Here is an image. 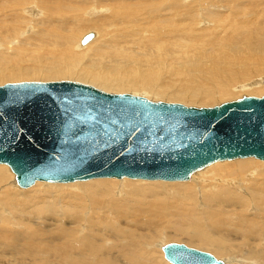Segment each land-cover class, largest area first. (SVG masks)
<instances>
[{"label":"bare ground","instance_id":"bare-ground-1","mask_svg":"<svg viewBox=\"0 0 264 264\" xmlns=\"http://www.w3.org/2000/svg\"><path fill=\"white\" fill-rule=\"evenodd\" d=\"M88 30L94 31H91L93 36L80 44V38ZM62 78L75 79L70 81L84 82L104 92H137L136 95L151 100L195 106L212 105L237 92L260 96L264 93L261 84L264 79V0H0V85L12 83L7 81L49 82ZM252 159L212 162L204 166L203 171H194L190 180L184 182L92 177L82 179L86 181H68L70 183L35 180L27 188L16 185L13 173L6 164L0 163V211L8 212L19 206L16 211L26 215L24 219L27 220L26 223L19 220L22 230L0 231V246L7 243L30 252L26 256L30 259L19 261V264H33L34 260L42 258L38 254L45 255L53 264L56 257L65 261L67 250L52 245L51 241L70 238L77 228H72L62 216L55 219L58 223L51 224L52 217L43 214L44 208L39 204L53 200L64 206L78 200L80 203L71 208L73 217L68 219L76 222L78 211L87 209L91 199L94 215H100L102 220L108 216L126 219L120 216V208L129 206L125 213L127 222H131L130 234L137 236V242L130 241V237L128 242L141 249L147 259H152L156 250L150 240L157 239L159 228L150 220H135L134 216L155 218L150 212L154 201L136 202V207L130 206L128 201L121 203L116 197H157L165 207H169L173 199V210H177L176 203L186 196V205L197 204L188 197L192 191L200 198L199 207L205 206L200 212L208 216L209 228L229 236L217 240L218 236L217 241L211 238L207 242L204 236L199 243H207L219 251H229L238 245L244 263L264 264V245L261 246L264 235L248 228L258 220L245 217L235 207L240 197L231 190L238 187L250 196L260 190L253 202L261 207L264 217V161ZM93 180L97 183L91 184ZM137 184L142 185L136 187ZM188 184L190 191L185 187ZM157 186L163 191H157ZM41 187L45 193L42 198L37 195ZM30 205L38 206L35 212L29 209ZM227 206L237 209L231 215L246 221L247 230L242 231L233 220L228 223L230 228L227 227L224 223ZM48 207L53 208L51 202ZM168 212L165 210L166 214ZM87 220L88 223L96 221L95 216ZM80 221L81 218L78 225ZM223 223L226 230L222 229ZM95 228L89 224L86 232L81 229V239L87 249L93 247L96 237L91 235V230ZM247 231L245 245L250 250L230 241V238L238 240ZM203 235L207 237L208 234ZM116 238L109 242L105 239V244L118 242L121 236ZM159 244L156 246L161 259ZM91 253L98 256L97 264L105 263L104 254ZM89 254L86 255L90 261ZM159 259L152 264H159ZM218 259L223 264L235 263L230 257ZM110 262L114 264L116 259Z\"/></svg>","mask_w":264,"mask_h":264},{"label":"water","instance_id":"water-1","mask_svg":"<svg viewBox=\"0 0 264 264\" xmlns=\"http://www.w3.org/2000/svg\"><path fill=\"white\" fill-rule=\"evenodd\" d=\"M244 157L264 160V93L196 107L70 80L0 85V163L19 187L92 177L186 180L212 162ZM160 249L170 264H223L183 243Z\"/></svg>","mask_w":264,"mask_h":264},{"label":"rangeland","instance_id":"rangeland-1","mask_svg":"<svg viewBox=\"0 0 264 264\" xmlns=\"http://www.w3.org/2000/svg\"><path fill=\"white\" fill-rule=\"evenodd\" d=\"M34 2H37V0H34ZM88 31L94 32L93 30H88ZM62 79L65 80L67 78H62ZM62 79H54V80H62ZM67 80H75V79H67ZM19 81H27V80H19ZM19 81H16V82H19ZM77 81H80V80H77ZM7 82H13V81H7ZM7 82L5 81V83H7ZM2 84H4V83H2ZM261 84H262V82H261ZM111 93H113V92H111ZM127 93H129V92H127ZM130 93L135 94L137 92H134V93L130 92ZM241 95H250V94H248L247 92H237L236 95L232 96L231 98L221 99V101L232 100V99L238 98ZM253 96H256V95H253ZM221 101L217 100L216 103H214V104H217ZM167 102H169V101H167ZM171 102H175V101H171ZM179 103H181V102H179ZM182 104H184V103H182ZM184 105H193V104H184ZM198 106H205V105H198ZM206 106H210V105H206ZM196 107H197V105H196ZM245 158H249V157H245ZM251 158H253V157H251ZM253 159H256V158H253ZM262 161H264V160H262ZM7 168H8V166H7ZM204 168L205 167L201 168L200 171H203ZM8 170H9V168H8ZM192 174H194V172ZM190 177L186 180H183L182 182L190 180ZM106 178H111V177H106ZM93 179H95V178H93ZM115 179H119V178H115ZM132 180H134V179H132ZM137 180H143V179H137ZM81 181H86V180H81ZM144 181H149V180H144ZM150 181H158V180H150ZM45 182H48V181H45ZM175 182H181V181H175ZM51 183H62V182H51ZM67 183H70V182H67ZM90 183L96 184L97 181L93 180ZM139 185H142V184H137L136 187H138ZM185 187L187 189H189V191H190V184L186 185ZM23 188H25V187H23ZM156 189H157V191H163V188L161 189L160 187H158ZM251 189H249V190H251ZM43 190H44L43 187L38 189V192H37L38 197L42 198V196L45 194L43 192ZM231 190L235 191L236 192L235 195L240 197L239 198L240 200H238L236 202L235 207L236 208L238 207V209L243 213V215L245 217L254 218L255 220H258V222L254 223L251 227H248V224L246 223V221H244L241 218H237L234 215H231V213H233L237 209L236 208L232 209L233 207L227 206V208H226L227 212L224 215V223H227V227L230 228V225L228 223L231 220H233L234 223L237 224L241 228L242 231L247 230V227H248L249 230L251 229L254 233H261L262 235H264V217H263L262 213L260 212L261 207L258 205V203H256V201H255V203L253 202V200L256 199L255 195L261 191L258 190L257 192L256 191L252 192V194L250 196L249 192H247V191L241 192L238 187H232ZM167 191H168V188H167V190L165 189L164 192L167 193ZM161 193H163V192H161ZM34 194L35 193L32 192V195H34ZM189 196L197 204L195 206L190 205L191 203H189V205L188 204L186 205L185 204V199L187 198V196H186V197H184L183 201H179L176 203L177 210H173V207H172L173 206V199L170 200L169 207H165L163 205V203H161L159 201V198H157V197H148V196L143 197L142 195H134V196H129V197L128 196L116 197L117 201H120L121 203H125L128 201V202H130V206H136V207L140 203H147V200L154 201V203H152L150 205V212L155 214V216H156L155 218L150 217V215H148L146 217V219H143L137 215L134 216L135 220H142V221L150 220L152 222L153 226L159 228V234L157 235V239L150 240V243H152V242L154 243V249L156 250V252L153 253V256L156 255V256L152 257L153 260L147 259V257L142 254L141 249L136 248L134 245H130L128 242V239H129L128 237H130V241L135 240V242H137V236H131V234H130L131 222H127L128 218H127V215L125 213V210H129V206L123 208V205H122L120 208V213H119L120 216H123V217L126 216V219L116 217V216H108V217H105L104 220H102L100 218V215H94V210H92V208H93L92 207V201L90 199L89 207L87 209L84 208V210H79L78 211L79 218L76 219V222H71L70 220H68V219H71L73 217L74 211H72L71 208L73 207V205L75 203H80V202H78V200H72L71 202H68L64 206L56 204V202H54L53 200H48L46 202H42L39 205L44 208L43 214H46L49 217H52L49 221L51 224L58 223L55 219L62 216V217H64V219L68 223L71 224L72 228H77L73 231V234L71 235L70 238H64V239H59V240L56 239V240L51 241L52 245H54V246L60 245L61 249L67 250V254L64 256V257H66L65 261H60L58 257H56L55 260H53V261L55 264H97V261H100V260H99L98 256H96L95 254H93L91 252H100L101 254H104V259H103V261H105L104 264H112L110 262V259H112V258L116 259V262L114 264H152L153 261H155V259L156 260L159 259L158 247H157L158 245H160L159 243H161V245H162V244L167 243V242H178V243H183L189 247H193V248H196L199 250L207 251V252L213 254L214 256H216L217 258H222V257H228L229 258L230 257L232 263L235 262L234 264H241V263L242 264H248V262L244 263V261H243L244 258L241 257V252L239 251L240 247L236 244V243H241L243 245V246H241L243 249L250 250L247 248L248 246L245 245V242L247 241L246 236L249 235L248 231L245 232V233H247L246 235H244V233H242L241 234L242 236H239L238 240H236V239L232 240L230 238V241L235 243V245H237V247H234V248H232V250H229V251H227V250L219 251V250H217V248L209 246V244H207V243H202V242L199 243L198 240H200V238H202L204 236H205V238H208V239H206V242H207V240H209L211 238H213V240H216V239L218 240L219 238L225 239V237L227 238L229 236H227L226 233H223V231L222 232L220 231L218 233V231L215 232V230H213L212 228L210 229L209 228L210 225L207 223L208 216L206 214H201V212H200V210L205 208V206H202V205H201V208L199 207L200 206V198L197 195L193 194L192 191L188 194V197ZM202 201H204V200H202ZM26 202H27V200H23V203H26ZM49 202H51V206L53 207L51 210L48 207ZM136 202L138 204H136ZM238 205H240V206H238ZM23 207L24 206H22V208ZM33 207H35V208H33ZM37 207L38 206L30 205L29 209H32V211L35 212ZM207 207L208 206L206 205V209H207ZM8 209H10V208H8ZM13 209H14V207H13ZM16 209H19V206L15 207L14 210L11 209L8 212H6L4 210L0 211V231L5 230L7 233V230L16 231L14 229H17V228H19V230H22L23 224L22 223L19 224V220L22 219L21 221L23 223H26L25 221H27V220L24 219V216H26V215H22V213L16 211ZM165 210H167L169 212L166 214ZM192 210H193V212H192ZM160 211H162V213H160ZM32 216H33V214L30 215V217H32ZM34 216H36L35 219L41 220L40 216H37V215H34ZM92 216H95L96 221L94 223L93 222L88 223L87 219L89 217H92ZM80 218H81V221L79 222V225H78V221ZM11 223H13V224H11ZM16 223H18L19 225H17ZM224 223L222 224L223 230L226 228ZM39 224H41V223H39ZM89 224H93L94 226H96V228L94 230H91V232H92L91 235L96 237V239L94 240V244H92V246H93L92 249H87L85 247L82 239H81V236H82L81 229H83L84 232H86V228H87V226H89ZM78 228H80V229H78ZM212 232H214V233H212ZM204 233L208 234L209 236L207 235V237H206V235H203ZM224 234H225V236H224ZM119 235L121 236L120 241H118V242H116V241L112 242L111 241L109 244L108 243L105 244L106 240H108V242H109V240H112L113 237L116 238ZM210 235L213 237H211ZM243 236H245V237H243ZM216 237H218V238H216ZM240 237H242V238H240ZM216 241H214V243ZM41 243L43 246L44 242H41ZM138 244L140 247L142 246L140 243H138ZM263 245H264V242L261 243V246H263ZM13 246H14V248H12ZM13 246H9V245H7V243L2 244L0 246V264H19V261H23V260L28 261V259H30V257H28V259L26 258V256L30 252H24V251H22V249L19 250L18 246H16V245H13ZM87 253H90L89 255L91 256L92 260H90V261L87 260V255H86ZM232 255H234L233 256L234 258L232 257ZM38 256H42V258H40L38 260H34L33 264H44V262L46 264H53L52 261H50L48 258L44 257L45 255L38 254ZM240 259H242V261ZM158 263L159 264H168L169 262L166 261L163 257H161V259H159ZM22 264H26V263H22Z\"/></svg>","mask_w":264,"mask_h":264}]
</instances>
